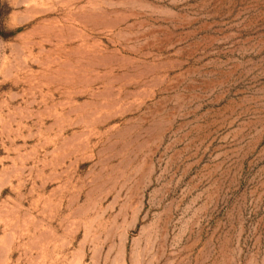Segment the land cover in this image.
I'll use <instances>...</instances> for the list:
<instances>
[{
	"label": "rangeland",
	"instance_id": "1",
	"mask_svg": "<svg viewBox=\"0 0 264 264\" xmlns=\"http://www.w3.org/2000/svg\"><path fill=\"white\" fill-rule=\"evenodd\" d=\"M0 264H264V0H0Z\"/></svg>",
	"mask_w": 264,
	"mask_h": 264
}]
</instances>
